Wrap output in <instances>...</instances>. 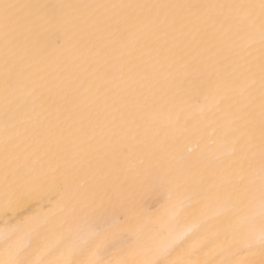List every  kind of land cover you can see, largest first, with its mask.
<instances>
[{"label":"snow or ice","instance_id":"1","mask_svg":"<svg viewBox=\"0 0 264 264\" xmlns=\"http://www.w3.org/2000/svg\"><path fill=\"white\" fill-rule=\"evenodd\" d=\"M0 264H264V0H0Z\"/></svg>","mask_w":264,"mask_h":264},{"label":"bare ground","instance_id":"2","mask_svg":"<svg viewBox=\"0 0 264 264\" xmlns=\"http://www.w3.org/2000/svg\"><path fill=\"white\" fill-rule=\"evenodd\" d=\"M5 219L6 218L2 214H0V228L3 227V224H4Z\"/></svg>","mask_w":264,"mask_h":264}]
</instances>
